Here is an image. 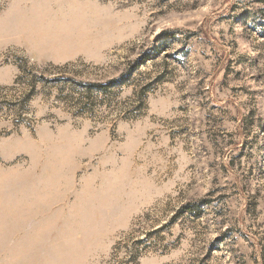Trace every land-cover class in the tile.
Instances as JSON below:
<instances>
[{
	"label": "rangeland",
	"instance_id": "obj_1",
	"mask_svg": "<svg viewBox=\"0 0 264 264\" xmlns=\"http://www.w3.org/2000/svg\"><path fill=\"white\" fill-rule=\"evenodd\" d=\"M0 264H264V0H0Z\"/></svg>",
	"mask_w": 264,
	"mask_h": 264
},
{
	"label": "trees",
	"instance_id": "obj_2",
	"mask_svg": "<svg viewBox=\"0 0 264 264\" xmlns=\"http://www.w3.org/2000/svg\"><path fill=\"white\" fill-rule=\"evenodd\" d=\"M86 87L87 88L88 87H95V88H97L101 92H106L107 89H109L110 86L109 85L96 84V85H88Z\"/></svg>",
	"mask_w": 264,
	"mask_h": 264
}]
</instances>
